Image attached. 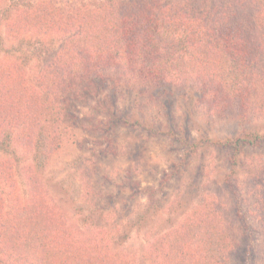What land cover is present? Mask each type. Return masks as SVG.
<instances>
[{"label": "rangeland", "instance_id": "374dc122", "mask_svg": "<svg viewBox=\"0 0 264 264\" xmlns=\"http://www.w3.org/2000/svg\"><path fill=\"white\" fill-rule=\"evenodd\" d=\"M127 2L0 0V141L10 137L0 146V226L33 221L14 219V208L29 205L27 178L39 171L40 195L30 205L44 226L43 235L19 231L26 240L18 248L0 238V264H75L81 249L80 264H155L157 243L197 210L201 233L208 240L216 228L221 239L207 245L218 264H264L263 72L250 88L258 103L223 104L197 79L146 81L134 67L108 70L92 98L73 100L49 79L50 59H68L72 45L92 40L89 12L118 18ZM230 3L227 17L253 54L264 42V0ZM104 97L111 114L95 100ZM237 137L248 142L234 153L223 143ZM199 229L195 251L199 237L205 243ZM39 236L51 239L25 244Z\"/></svg>", "mask_w": 264, "mask_h": 264}, {"label": "trees", "instance_id": "16d2710c", "mask_svg": "<svg viewBox=\"0 0 264 264\" xmlns=\"http://www.w3.org/2000/svg\"><path fill=\"white\" fill-rule=\"evenodd\" d=\"M166 2L164 0L162 5L161 0H128L118 18V12L110 19H107L109 14L89 12L87 24L88 37L92 39L90 43L72 45L68 59L62 55L50 59L53 61L48 67L52 71H48V77L50 80L53 77L54 83L60 80L55 87L59 89V93L63 92L62 89H68L73 100L80 95L98 97V87L103 80H107L108 70L134 67L143 74L142 78L146 81L184 82L187 77L197 79L203 92L223 104L235 100L258 103L254 90L250 88L257 85L253 81L254 76L261 80L260 74L264 73V42L254 44L253 54L247 51L244 39L240 38L242 29L233 27L227 17L225 8L231 7L230 0H197L198 4L190 0L180 6L175 2L169 5ZM116 11L115 6L113 13ZM191 11L198 13L195 16ZM207 51L212 54L211 57ZM72 60L75 61L69 64ZM184 66L191 67L190 75L183 72L181 68ZM58 68L61 69L59 76L54 74ZM64 83L66 86L62 88ZM105 98L95 100H99L100 111L111 114V107L106 105ZM44 102L42 106L50 107L51 114L57 112L54 111V105L46 100ZM9 140L10 137L1 140L0 146L7 147ZM246 142L248 139L237 137L228 139L223 145L236 153ZM36 174L27 178L25 191L31 198L33 196L30 203L39 197L40 182H43L39 178L40 171ZM30 203L22 211L14 208V219L19 218L24 224L33 219V223H27L28 227L24 228V225L19 228L1 222L3 235L0 238L9 240V248H18L19 238L25 239L19 231L25 237L31 232L34 235H43V220ZM199 217L200 210L188 214L178 227H173L157 243V255L162 258L155 264H173L172 261L174 264H183V259L188 262L198 259L202 264L219 263V259L212 255L207 245L217 242L220 247L221 239L217 237L216 228L212 226L214 234L207 240L206 233H201L203 228L198 227L201 226ZM198 229L200 236H205V243H201L199 237V246L195 251L192 244L197 239ZM45 237L47 240L43 236L31 237L25 244L28 245L33 238H40L43 239L40 246H46L51 238ZM81 252L82 249L76 257L80 262L75 264L84 260Z\"/></svg>", "mask_w": 264, "mask_h": 264}]
</instances>
